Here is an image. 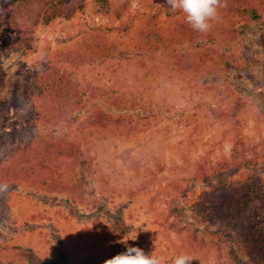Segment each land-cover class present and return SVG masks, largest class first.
I'll use <instances>...</instances> for the list:
<instances>
[{
	"label": "rangeland",
	"instance_id": "1",
	"mask_svg": "<svg viewBox=\"0 0 264 264\" xmlns=\"http://www.w3.org/2000/svg\"><path fill=\"white\" fill-rule=\"evenodd\" d=\"M18 1L0 0V14ZM75 9L36 26L33 50L14 48L7 26L0 36V159L39 136L75 144L65 147L71 157L44 163L53 192L22 181L0 192V250L103 264L127 245L162 264L181 254L225 264L202 235L215 227L193 206L228 180L233 150L244 156L240 179L264 188V0H221L207 33L165 0H85ZM45 70L69 92L60 113L50 84L36 96ZM16 258L0 252V264H25Z\"/></svg>",
	"mask_w": 264,
	"mask_h": 264
},
{
	"label": "trees",
	"instance_id": "2",
	"mask_svg": "<svg viewBox=\"0 0 264 264\" xmlns=\"http://www.w3.org/2000/svg\"><path fill=\"white\" fill-rule=\"evenodd\" d=\"M98 1L102 6L108 3V0ZM84 2L85 0H19L1 11L0 36L6 34L4 27L7 26L9 31L16 32L18 36L14 48L33 50L32 33L36 26L47 25L59 17L68 19L71 10L73 12L76 11L75 8H83ZM3 76V73H0V88L3 85ZM37 76L35 92L38 97L45 89H49V84L52 86L50 82L57 76L49 70L38 72ZM43 82L47 83L44 87ZM49 91V96H46L49 97L50 103L59 106L58 113L62 112V107L71 99L65 89V83H55ZM235 107L241 108L238 105ZM234 114L233 111L227 113V117L232 118ZM28 143L16 147L0 159V184L9 186L12 182L22 181L37 189L53 192L57 186L48 183L44 177L48 172V164L44 163L55 165V161L63 160L62 157H71L73 147L65 148L71 143L50 136H39L37 140ZM232 157L233 162L226 167L229 176L234 177L230 179L228 176V180L220 179L211 184L210 189L197 197L193 210L201 223L215 227L214 231H203L202 235H207L208 240L217 245L218 251H224L225 264H264V188L260 187L255 178L240 179L244 156L240 151L233 150ZM235 158L238 161H235ZM59 168L57 166L55 172ZM59 185L64 188L62 181ZM188 237L194 242L198 240L194 230L188 231ZM201 239L204 240V237ZM0 252L15 256L25 264H65L62 255L57 261L44 262L32 250L22 247H3Z\"/></svg>",
	"mask_w": 264,
	"mask_h": 264
},
{
	"label": "clouds",
	"instance_id": "3",
	"mask_svg": "<svg viewBox=\"0 0 264 264\" xmlns=\"http://www.w3.org/2000/svg\"><path fill=\"white\" fill-rule=\"evenodd\" d=\"M165 4L168 11L183 13L185 21L194 31L207 33L212 27L210 22L219 19L218 8L221 6V0H165ZM8 188L7 184H0V192H7ZM172 238L176 239L175 233L172 234ZM122 243L126 244V241ZM191 262V256L181 254L175 258L173 264H191ZM103 264H162V259L152 254L146 255L140 248L126 245L124 252L106 259Z\"/></svg>",
	"mask_w": 264,
	"mask_h": 264
}]
</instances>
